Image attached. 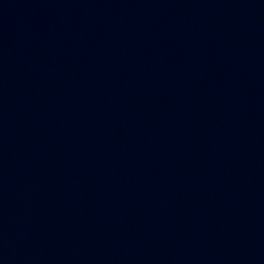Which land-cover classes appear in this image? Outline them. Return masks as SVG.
<instances>
[{"label": "water", "instance_id": "1", "mask_svg": "<svg viewBox=\"0 0 264 264\" xmlns=\"http://www.w3.org/2000/svg\"><path fill=\"white\" fill-rule=\"evenodd\" d=\"M0 264H264V0H0Z\"/></svg>", "mask_w": 264, "mask_h": 264}]
</instances>
